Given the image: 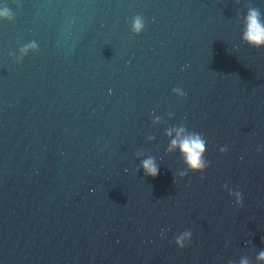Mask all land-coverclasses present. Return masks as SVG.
<instances>
[{
  "label": "water",
  "instance_id": "water-1",
  "mask_svg": "<svg viewBox=\"0 0 264 264\" xmlns=\"http://www.w3.org/2000/svg\"><path fill=\"white\" fill-rule=\"evenodd\" d=\"M5 3L0 264H264V50L242 40L264 0ZM182 123L206 138L203 175L167 151Z\"/></svg>",
  "mask_w": 264,
  "mask_h": 264
},
{
  "label": "clouds",
  "instance_id": "clouds-1",
  "mask_svg": "<svg viewBox=\"0 0 264 264\" xmlns=\"http://www.w3.org/2000/svg\"><path fill=\"white\" fill-rule=\"evenodd\" d=\"M17 7H22V4L17 2ZM15 15L5 3L0 6V21L14 22ZM244 28L242 33L243 43L249 47L256 50H264V13L261 12L260 8L250 5L247 7V13L244 16ZM146 28L145 20L142 16L137 15L132 18L131 21V31L133 35L140 36ZM29 51L38 52L39 45L36 41H32L24 45L20 49L22 63L23 57L27 56ZM111 91V90H110ZM173 94L178 98H185L186 93L181 88L173 89ZM155 123L160 122V118L156 117ZM173 133H175V138H173ZM167 136L170 138V144L167 149L169 153L179 151L183 158L184 165L188 171L179 173L181 178L187 177L189 172L199 173L203 175L209 165V162L205 159L207 151V141L206 138L200 133L189 131L185 124H180L178 126L169 128L167 130ZM258 152L264 151V148H258ZM221 155H227L228 149L226 147L220 148ZM138 156L141 152L136 153ZM144 170V175L146 177H151L153 179L157 178L159 175V167L156 164V160L152 156H148L141 161V166ZM226 191L229 195L234 197L236 205L238 207L243 206V195L239 190L233 191L229 188L227 184L224 185ZM163 234V233H162ZM192 231L186 230L175 237L176 246L183 250L190 244L192 240ZM258 261L264 262V251L259 252L257 256ZM240 264H249L247 258H241Z\"/></svg>",
  "mask_w": 264,
  "mask_h": 264
}]
</instances>
